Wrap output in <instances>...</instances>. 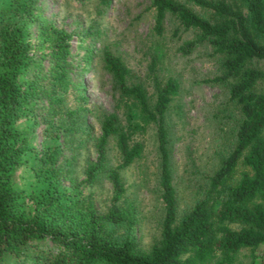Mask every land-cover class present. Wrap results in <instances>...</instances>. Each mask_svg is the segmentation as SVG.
I'll return each mask as SVG.
<instances>
[{
	"label": "trees",
	"instance_id": "16d2710c",
	"mask_svg": "<svg viewBox=\"0 0 264 264\" xmlns=\"http://www.w3.org/2000/svg\"><path fill=\"white\" fill-rule=\"evenodd\" d=\"M150 6L155 33L173 15L179 27L194 31L183 52L205 42L219 55L215 79L224 82L234 107L228 110L232 146L192 205L180 210L166 126L179 81L159 79L154 58L151 102L141 82L128 81L121 57L106 49L104 67L119 98L102 115L95 158L85 160L79 177L82 135L92 133L81 120L87 109L70 107L67 94L80 86L74 76L84 63L73 59L71 34L48 19L41 0H0V264H238L242 248L250 250L248 264H264V91L256 88L264 69L250 65L264 60V0H150ZM89 58L86 52L83 60ZM40 122L49 126L39 134ZM151 122L163 215L160 238L145 249L134 233L136 212L120 168L141 154L134 135ZM111 137L121 155L114 166L107 156ZM101 175L111 183L105 209L85 190Z\"/></svg>",
	"mask_w": 264,
	"mask_h": 264
},
{
	"label": "rangeland",
	"instance_id": "374dc122",
	"mask_svg": "<svg viewBox=\"0 0 264 264\" xmlns=\"http://www.w3.org/2000/svg\"><path fill=\"white\" fill-rule=\"evenodd\" d=\"M41 1L48 19L71 34L73 59L80 65L84 63L81 72L74 76L80 86L67 94L70 107L83 105L87 109L81 120L84 129L92 133L82 135L83 142L75 159L76 173L83 177L85 160L95 158L94 141L100 134L102 115L112 111L119 98L112 75L104 67L103 52L107 49L121 57L130 69L128 81L141 82L151 102L155 88L150 64L156 58L154 73L159 79L173 76L179 81V93L166 110L168 148L179 209L192 205L199 195L200 185L218 167L221 154L234 142L228 115V110L234 107L227 101L224 82L215 79L220 74L219 55L213 54L205 42L183 52L181 46L194 36V31L179 27L173 15L166 16L163 32L155 33V11L150 0H111L109 4L101 0ZM86 52L90 53V58L85 61ZM250 65L264 69V60L254 59ZM256 88L264 91V80L258 81ZM82 92L84 100L80 99ZM48 123H37V132L40 134ZM134 139L143 144L141 154L121 167L120 173L125 196L136 212V239L147 249L160 238L163 215L154 123H149L144 132L136 133ZM107 156L108 165L121 161L116 139L112 137L107 144ZM85 190L93 193L100 209L110 204L111 183L104 175ZM249 252V248H242L237 263L248 264Z\"/></svg>",
	"mask_w": 264,
	"mask_h": 264
}]
</instances>
